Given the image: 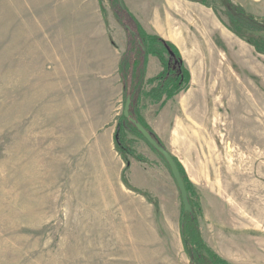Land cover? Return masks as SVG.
I'll use <instances>...</instances> for the list:
<instances>
[{
  "label": "rangeland",
  "instance_id": "obj_1",
  "mask_svg": "<svg viewBox=\"0 0 264 264\" xmlns=\"http://www.w3.org/2000/svg\"><path fill=\"white\" fill-rule=\"evenodd\" d=\"M122 1L158 8L139 24L189 65L187 87L142 100L139 115L192 185L199 238L227 264H264V55L226 15L263 23L264 0H177L171 14L166 0ZM77 2L0 0V264H191L168 164L137 136L141 161L114 144L126 96L110 64L125 50L117 2L98 0L99 23ZM190 80L194 106L181 104Z\"/></svg>",
  "mask_w": 264,
  "mask_h": 264
},
{
  "label": "trees",
  "instance_id": "obj_2",
  "mask_svg": "<svg viewBox=\"0 0 264 264\" xmlns=\"http://www.w3.org/2000/svg\"><path fill=\"white\" fill-rule=\"evenodd\" d=\"M103 0H100L102 3ZM110 2L117 0H108ZM200 3L207 6V0H187ZM117 5L116 17L119 24L123 27L126 34L125 50L122 52L118 71L123 81L126 98H130L129 118L136 121L142 126L163 148L159 138L153 133L149 126L144 122L139 115V105L142 100L150 103H157L162 97L172 98L178 92L184 90L189 82V74L184 68L182 57L176 47L161 39L158 36L147 33L139 24V22L129 13L128 9L122 10ZM230 6V5H228ZM226 15L231 32L238 38L244 40L255 51L264 55V39L257 32H264L263 23L256 21V18L249 13H245L242 9L227 8ZM153 56L158 58L161 63L162 71L156 77L145 80V71L147 67L148 57ZM149 86V89L144 88ZM129 118H125L122 114L118 120L117 129L114 133V144L116 151L123 157L127 163V156H133L141 161L139 155H135L133 148L129 145L128 134L142 138V135L137 131ZM144 140V138H142ZM173 158V157H172ZM176 167L181 175L184 187L187 191L188 198L193 192L192 185L186 178L180 163L173 158ZM190 201V200H189ZM192 204V203H190ZM192 208L193 205H191ZM196 219L193 214L183 212L180 218V231L183 244L186 252L192 256L191 264H227L221 261L217 255L207 249L204 243L199 238L197 231ZM206 249L207 255H201L198 250Z\"/></svg>",
  "mask_w": 264,
  "mask_h": 264
},
{
  "label": "crops",
  "instance_id": "obj_3",
  "mask_svg": "<svg viewBox=\"0 0 264 264\" xmlns=\"http://www.w3.org/2000/svg\"><path fill=\"white\" fill-rule=\"evenodd\" d=\"M144 2H145V0H142L143 5H144ZM77 3H78V7H76V10H82V11H85V12H92L93 15L97 18L98 23H99L101 12H100V6H99V3H98V0H78ZM161 3H162V8L161 9L164 10L165 12H167V13H170V14L173 13V12H168V10L169 11H174V9L176 7L182 6L181 3L178 2L177 0H166L165 3H164V1H162ZM127 9H129L128 11L130 12V14L137 21H139L137 19L138 17L140 19H143L144 22H142V23L144 25H145V23H147L148 19L150 18V15H155L154 13L156 11H158V8L150 9L149 7H146V8H143V9L142 8H138L136 10V12H132L131 8H129V7ZM140 9L143 10L144 12L141 13ZM182 13L185 14V11H182ZM182 16H184V15H182ZM167 22H168V24H170L171 23L170 19H168ZM104 26L105 25L103 24V26H101V27L105 28ZM145 31H146V29H145ZM216 31H218L219 35H221L223 40H225L224 44L226 45V47H228V48H229V46L238 47L237 44L227 34L224 33V31L218 30V29H216ZM149 35H150V33H149ZM176 47H177L180 55L182 56V60L184 61V64H186V59L183 57L182 48L178 47V46H176ZM199 50H200V48H199ZM121 52H123V50H121ZM121 52L119 54H117V55L113 54L112 55V56H114L113 59L111 57V63L110 64L113 63V65H114V67H116V69H118V63H119V60H120ZM244 53H243V50H242V52L239 53V59L243 60ZM187 66L189 68V65H187ZM161 71H162V66H161V63L158 60V58L153 57V56H149L148 57V62H147V67H146V71H145V80H149V79H152V78L156 77L157 74H159ZM189 86H190L189 89L186 91V93L188 95H187L185 100H183V101L181 100V104L182 105L194 106L196 101H195V99L193 100V98L196 97V96H199L200 94L202 95L203 93L198 91V88H199L200 84L199 85H195V84L193 85L192 80H190V85ZM221 93H222V91H221ZM203 110H204V108H202V111Z\"/></svg>",
  "mask_w": 264,
  "mask_h": 264
},
{
  "label": "water",
  "instance_id": "obj_4",
  "mask_svg": "<svg viewBox=\"0 0 264 264\" xmlns=\"http://www.w3.org/2000/svg\"><path fill=\"white\" fill-rule=\"evenodd\" d=\"M117 3L122 10L125 9V6H124V3L122 0H117ZM223 3H224V5H226V2H224V0H223ZM129 100H130V98H126L125 105L123 108V116L125 118H129V114H128L129 113V106H130ZM129 120L131 123H133V125L135 126L137 131L142 135V138H144L154 148V150H156L163 157L165 162L168 164V167L171 171V175L173 176V179L176 182L177 189H178L180 197H181L183 212L190 214L192 211V207H191V204L189 202L188 194H187V191L184 187L183 180L181 178V175H180V173L176 167V164H175L173 158L171 157V155L169 154L168 151L164 150L162 147H160L156 143V141L152 138V136L142 126H140V124H138L136 121H133L132 118H129Z\"/></svg>",
  "mask_w": 264,
  "mask_h": 264
},
{
  "label": "bare ground",
  "instance_id": "obj_5",
  "mask_svg": "<svg viewBox=\"0 0 264 264\" xmlns=\"http://www.w3.org/2000/svg\"><path fill=\"white\" fill-rule=\"evenodd\" d=\"M169 4V3H168ZM256 212V211H255Z\"/></svg>",
  "mask_w": 264,
  "mask_h": 264
}]
</instances>
